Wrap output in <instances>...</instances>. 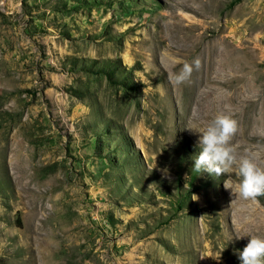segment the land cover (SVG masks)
Instances as JSON below:
<instances>
[{
    "label": "rangeland",
    "instance_id": "374dc122",
    "mask_svg": "<svg viewBox=\"0 0 264 264\" xmlns=\"http://www.w3.org/2000/svg\"><path fill=\"white\" fill-rule=\"evenodd\" d=\"M221 113L264 167V0H0V264H241L264 195L193 168Z\"/></svg>",
    "mask_w": 264,
    "mask_h": 264
},
{
    "label": "clouds",
    "instance_id": "9594fccd",
    "mask_svg": "<svg viewBox=\"0 0 264 264\" xmlns=\"http://www.w3.org/2000/svg\"><path fill=\"white\" fill-rule=\"evenodd\" d=\"M199 67V58L194 59L191 63L184 62L179 71H173L170 74L169 79L175 85L184 84L191 78L193 71ZM237 129L238 123L233 116L221 113L202 132L194 131L199 133L198 148L200 150L194 159L193 168L198 173L206 171L220 177L228 174L235 167L236 175L239 178L237 185L239 196L244 200H256L259 196L264 195V167L259 163L258 153L237 157L236 149L231 144ZM224 187L227 190H232L231 183L224 184ZM245 237H249V239L242 251L239 252L241 264H264V237L253 236L248 232H242L235 236L237 240ZM221 251L215 257H208L219 261Z\"/></svg>",
    "mask_w": 264,
    "mask_h": 264
},
{
    "label": "bare ground",
    "instance_id": "6f19581e",
    "mask_svg": "<svg viewBox=\"0 0 264 264\" xmlns=\"http://www.w3.org/2000/svg\"><path fill=\"white\" fill-rule=\"evenodd\" d=\"M233 48V47H232ZM242 50L243 48L242 47H237L236 48V50H234L235 52H238L239 50ZM204 60V59H203ZM250 63V65L248 66V65H246V64H244L243 63V61L240 59V58H235V59H233V63L230 65V61L227 63V64H229L231 67H232V69H230V70H232L233 72L232 73H237L238 71H240V72H251L252 70V68H250V67H252V66H254L255 64H257V63H255V62H253V61H249ZM210 65H211V62H210ZM224 65H226V63L224 64ZM208 66H209V62H206L205 60H204V64L202 65V66H200V68L199 69H196V70H194L193 71V73L196 75V73H201V74H203V73H205V72H208L209 71V68H208ZM192 73V74H193ZM245 74V73H244ZM243 74V75H244ZM240 75V74H239ZM194 76V75H193ZM242 76V75H241ZM263 166V165H262Z\"/></svg>",
    "mask_w": 264,
    "mask_h": 264
}]
</instances>
